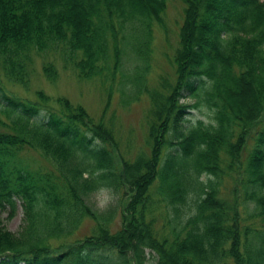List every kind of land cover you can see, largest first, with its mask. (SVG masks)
<instances>
[{
	"label": "trees",
	"instance_id": "trees-1",
	"mask_svg": "<svg viewBox=\"0 0 264 264\" xmlns=\"http://www.w3.org/2000/svg\"><path fill=\"white\" fill-rule=\"evenodd\" d=\"M166 1L0 0V213L11 216L15 201L22 209L15 234L0 222V264H144L145 251L155 264H264V2L181 0L172 81L150 90L135 81L130 92L149 101V151L132 162L81 106L5 91V83L27 90L32 57L47 52L60 53L82 80L116 73L122 46L145 59ZM41 71L54 80L50 62ZM184 92L216 110V127L182 125L197 105L181 103ZM25 150L51 168L31 169L20 158ZM235 170L239 202L233 190L229 199L218 191ZM102 188L122 192L113 232L115 208L90 201ZM189 200L192 213L177 221ZM167 207L176 223L165 233L154 225ZM84 219L91 233L70 239Z\"/></svg>",
	"mask_w": 264,
	"mask_h": 264
},
{
	"label": "rangeland",
	"instance_id": "rangeland-1",
	"mask_svg": "<svg viewBox=\"0 0 264 264\" xmlns=\"http://www.w3.org/2000/svg\"><path fill=\"white\" fill-rule=\"evenodd\" d=\"M264 2V0H259ZM183 4L181 0H167L165 9L161 14L163 27L152 23L149 28L150 38L149 46L145 59L135 56L129 46H122V54L120 59V67L116 73H110L103 77H92V79L82 80L76 76L74 69L70 63H63L59 58V54L47 52L41 56H33L32 63L29 66L28 88H22L18 85H8L5 83L6 92L9 97L20 100H34L35 91H40L51 99L65 98L72 105L81 106L87 115L94 123H99L103 127L109 128L112 132L117 152L124 161L132 162L138 155L148 154L149 148L146 145L147 126L146 115L149 111V101L143 91L131 100L130 92L136 86L141 89H159L163 83H170L173 79V68L171 64L172 54L177 47L178 29L182 21ZM126 41H132L128 38L132 34V29L125 28ZM134 33V32H133ZM135 34V33H134ZM51 63L55 71V78L52 81H47L44 77L41 68L45 63ZM105 70V71H107ZM136 81V86L134 83ZM122 83V84H121ZM121 84V85H120ZM141 85V86H140ZM164 93V92H163ZM184 105L196 107L188 110L183 118L182 125L188 128L197 121L203 120L198 117L206 114L201 111V97L183 93V98L180 100ZM247 104L246 107H249ZM4 121V117H0ZM211 119V116L207 117ZM6 130L0 126V132ZM251 140H247V145L242 155H245L250 145ZM20 158L31 169H50V163L41 158L37 153L25 150L20 153ZM230 171L229 175L224 176L218 185L219 196L222 198H232L236 194V201H240V191L236 190L234 185L237 184V174ZM203 179V177L201 178ZM234 186V187H233ZM100 190V189H99ZM97 193L92 194L91 202L98 210H103L98 207ZM149 193L154 195L153 187ZM112 199L109 206L115 208L109 223L110 231H115L120 226L119 209L117 201L122 196L121 190L113 193L111 190L107 193ZM105 209V208H104ZM155 216V227L163 228L167 233L168 228L176 223L173 211L167 207L164 211L162 208L157 210ZM192 213V202L189 200L187 205L180 210V215L177 221H183ZM8 208L0 213V222L2 227L15 234L22 221V209L19 201H15L14 213L8 216ZM93 223L89 219H84L77 228L75 235L70 239L82 238L91 233ZM154 256L148 251H145V263L155 264Z\"/></svg>",
	"mask_w": 264,
	"mask_h": 264
},
{
	"label": "clouds",
	"instance_id": "clouds-1",
	"mask_svg": "<svg viewBox=\"0 0 264 264\" xmlns=\"http://www.w3.org/2000/svg\"><path fill=\"white\" fill-rule=\"evenodd\" d=\"M211 83V82H209ZM201 111H203L206 115L198 117L199 119L203 120L205 125L211 124L213 127L217 126V122L214 119H208L207 117L209 116H214L215 115V109H212L209 111V109L206 106H202ZM193 124H195V121H193ZM109 189H100L99 190V196H98V207L100 209L106 208V206L109 204L111 201L112 197L107 195L109 192Z\"/></svg>",
	"mask_w": 264,
	"mask_h": 264
}]
</instances>
